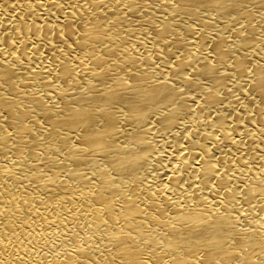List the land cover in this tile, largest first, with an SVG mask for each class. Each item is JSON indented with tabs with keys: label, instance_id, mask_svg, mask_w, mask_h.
I'll list each match as a JSON object with an SVG mask.
<instances>
[{
	"label": "bare ground",
	"instance_id": "6f19581e",
	"mask_svg": "<svg viewBox=\"0 0 264 264\" xmlns=\"http://www.w3.org/2000/svg\"><path fill=\"white\" fill-rule=\"evenodd\" d=\"M0 264H264V0H0Z\"/></svg>",
	"mask_w": 264,
	"mask_h": 264
}]
</instances>
